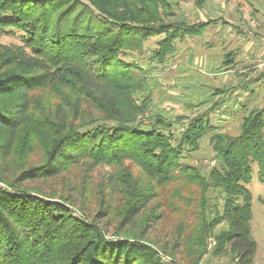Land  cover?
<instances>
[{
    "label": "trees",
    "instance_id": "16d2710c",
    "mask_svg": "<svg viewBox=\"0 0 264 264\" xmlns=\"http://www.w3.org/2000/svg\"><path fill=\"white\" fill-rule=\"evenodd\" d=\"M171 12L170 0H0V36L20 41L0 45V264H179L176 254L198 264L208 239L214 240L213 255H226L234 264L252 262L256 244L246 185L254 162L264 181V105L248 110L241 97L231 100L237 88H229L208 110L170 119L164 109L139 100L147 71L127 61L124 51L164 34L153 51L163 64L176 39L198 36L214 22H163ZM229 62L232 53L225 55ZM45 88L60 98L49 116H33L30 93ZM229 102L244 114L235 134L210 118ZM88 110L91 120L83 117ZM25 128L27 137L46 141L44 158L9 178L8 159ZM204 136L214 153L207 172L188 161ZM85 158L95 164L128 159L146 173L154 183L126 192L119 227L140 221L145 232L176 214L169 242L155 246L129 231L107 235L83 210L75 214L69 196L24 186ZM154 185L162 190L163 210L141 217L156 196Z\"/></svg>",
    "mask_w": 264,
    "mask_h": 264
},
{
    "label": "rangeland",
    "instance_id": "374dc122",
    "mask_svg": "<svg viewBox=\"0 0 264 264\" xmlns=\"http://www.w3.org/2000/svg\"><path fill=\"white\" fill-rule=\"evenodd\" d=\"M170 2L172 12L162 16L163 22L182 21L192 24L210 19L214 22L198 36L176 39L173 42L174 52L163 64L157 63L153 51L158 48V41L164 34L150 36L138 50L124 51L123 56L127 61H135L147 71L148 85L144 91L137 94L139 100L146 98L151 102L150 106L164 109L170 119L181 115L192 117L198 112L208 110L217 99L220 100L226 95L229 91L227 89L237 88L232 92L231 100L241 97L239 102L246 104L248 110L261 108L264 105V0ZM18 43L20 41L16 36H0V45L8 47ZM227 53H232L229 66L224 63ZM216 68L224 71L212 73ZM239 89L242 92L237 95ZM30 98L33 102L30 109L33 113H30L34 114L33 116L38 112L40 116H49V110H53L60 97L45 88L31 92ZM230 102L219 107L218 111L211 112L210 118L213 125L235 134L244 114L235 111L238 109H232ZM194 104H198L197 109ZM150 111L146 110V114ZM91 115L92 111L88 110L83 117L85 120H91ZM95 116L94 113V118ZM27 129L29 128L19 131L13 152L8 159L9 178L16 175L22 166L37 165L43 161L46 141L41 140L39 136H29L28 140L27 132L25 133ZM28 142L33 144L30 150L27 147ZM213 155L209 137L204 136L200 140L199 150L189 153L188 161L207 172L213 164ZM153 183L146 173L128 159L116 164H95L93 160L85 158L55 177L27 181L24 186L53 194L55 197L60 193L69 196L73 204L70 208L75 214L79 215L80 210H83L86 217L94 220L107 235L129 231L158 246L169 242L171 225L175 222L176 214L150 225L145 232L140 221L134 224L133 228L122 230L119 227L126 192L133 186L148 188L149 184ZM246 187L251 197L250 231L256 244L250 264H264V181L259 179L256 162L252 164L251 178ZM154 188L156 196L143 210L141 217L145 213H159L163 210L162 190L156 185ZM224 225H218L215 230ZM213 246L214 240L208 239V251L198 264H234L226 255H213ZM175 258L179 264H189L185 256L183 258L176 254Z\"/></svg>",
    "mask_w": 264,
    "mask_h": 264
},
{
    "label": "built area",
    "instance_id": "2783aa9c",
    "mask_svg": "<svg viewBox=\"0 0 264 264\" xmlns=\"http://www.w3.org/2000/svg\"><path fill=\"white\" fill-rule=\"evenodd\" d=\"M262 51H263V53H264V43H263V46H262Z\"/></svg>",
    "mask_w": 264,
    "mask_h": 264
}]
</instances>
